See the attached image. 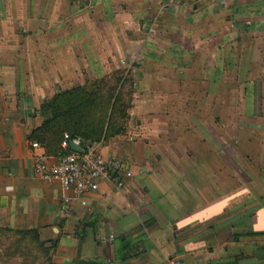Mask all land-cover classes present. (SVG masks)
Wrapping results in <instances>:
<instances>
[{
    "label": "crops",
    "instance_id": "crops-1",
    "mask_svg": "<svg viewBox=\"0 0 264 264\" xmlns=\"http://www.w3.org/2000/svg\"><path fill=\"white\" fill-rule=\"evenodd\" d=\"M117 75L126 128L100 143L124 186L37 174L43 102ZM1 229L38 230L53 264H264V0H0ZM0 264L25 263L0 244Z\"/></svg>",
    "mask_w": 264,
    "mask_h": 264
},
{
    "label": "trees",
    "instance_id": "trees-1",
    "mask_svg": "<svg viewBox=\"0 0 264 264\" xmlns=\"http://www.w3.org/2000/svg\"><path fill=\"white\" fill-rule=\"evenodd\" d=\"M115 78L112 85L110 78H101L55 93L43 102L44 121L30 138L40 141L49 153H56L66 132L81 136L88 145L123 132L131 102H126L122 94L123 76ZM3 232L13 234H5L7 238L0 243L8 255L22 256L25 264H53L51 247L41 239L38 230L1 229L0 235Z\"/></svg>",
    "mask_w": 264,
    "mask_h": 264
},
{
    "label": "built area",
    "instance_id": "built-area-1",
    "mask_svg": "<svg viewBox=\"0 0 264 264\" xmlns=\"http://www.w3.org/2000/svg\"><path fill=\"white\" fill-rule=\"evenodd\" d=\"M82 145L85 151L74 150L71 143ZM33 148V167L37 174L50 180H60L67 187L74 189L75 195L96 190L103 178L112 179L118 187L125 184L132 171L116 157H106L101 143L88 145L79 135L64 134L60 150L49 153L38 140L31 141ZM70 197L65 198L68 203ZM171 259V264H179Z\"/></svg>",
    "mask_w": 264,
    "mask_h": 264
},
{
    "label": "rangeland",
    "instance_id": "rangeland-1",
    "mask_svg": "<svg viewBox=\"0 0 264 264\" xmlns=\"http://www.w3.org/2000/svg\"><path fill=\"white\" fill-rule=\"evenodd\" d=\"M115 80H116L115 77L111 78L110 84L112 85L115 82ZM109 86L106 89H108ZM122 94H123L124 100L126 102H130L131 98H133L132 91H131V87H130V80L129 79L126 81V86L122 89ZM242 113H243L242 110L234 111L233 117L231 119H229L230 120V124H229L228 127L232 130V134H234V136L236 135L237 137H244V136L246 137V135L243 134V132H242V127H243L242 120H244ZM227 121L228 120H224V119H223V121L220 120V122H224V123H226ZM233 123H235L234 126H232ZM219 127H220V135H221L220 137H226L228 135V134H226V129H225L227 126H224V125L220 124ZM254 137H256V135ZM253 140H254V138H253ZM220 143L224 145V142L222 140H220ZM244 143L245 142L241 141V144L242 145H244ZM247 143H245V144H247ZM258 147H260V146H259V142H256V139H255V141H253V143H249V148H251L252 150H255L256 151V149H258ZM251 161L253 162L254 159L253 160L251 159ZM253 165L254 164H252V166ZM42 259H44V256L42 257Z\"/></svg>",
    "mask_w": 264,
    "mask_h": 264
},
{
    "label": "water",
    "instance_id": "water-1",
    "mask_svg": "<svg viewBox=\"0 0 264 264\" xmlns=\"http://www.w3.org/2000/svg\"><path fill=\"white\" fill-rule=\"evenodd\" d=\"M71 146L74 150H78V151H85V147L82 146V145H78V144H75V143H71Z\"/></svg>",
    "mask_w": 264,
    "mask_h": 264
}]
</instances>
